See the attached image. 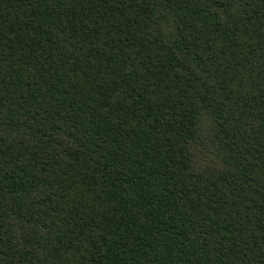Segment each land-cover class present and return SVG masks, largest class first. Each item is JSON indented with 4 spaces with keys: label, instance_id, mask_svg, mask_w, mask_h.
Returning <instances> with one entry per match:
<instances>
[{
    "label": "trees",
    "instance_id": "obj_1",
    "mask_svg": "<svg viewBox=\"0 0 264 264\" xmlns=\"http://www.w3.org/2000/svg\"><path fill=\"white\" fill-rule=\"evenodd\" d=\"M0 264H264V0H0Z\"/></svg>",
    "mask_w": 264,
    "mask_h": 264
}]
</instances>
